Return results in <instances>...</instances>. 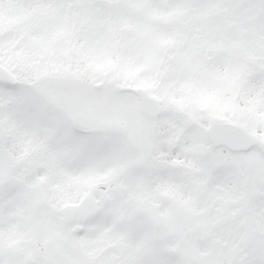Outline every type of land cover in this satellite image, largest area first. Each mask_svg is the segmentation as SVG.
<instances>
[{"label": "snow or ice", "instance_id": "6c2138e0", "mask_svg": "<svg viewBox=\"0 0 264 264\" xmlns=\"http://www.w3.org/2000/svg\"><path fill=\"white\" fill-rule=\"evenodd\" d=\"M0 264H264V0H0Z\"/></svg>", "mask_w": 264, "mask_h": 264}]
</instances>
